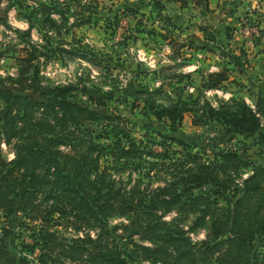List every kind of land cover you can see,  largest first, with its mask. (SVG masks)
<instances>
[{
    "label": "rangeland",
    "instance_id": "374dc122",
    "mask_svg": "<svg viewBox=\"0 0 264 264\" xmlns=\"http://www.w3.org/2000/svg\"><path fill=\"white\" fill-rule=\"evenodd\" d=\"M59 1L62 6L68 5L69 12L61 22L58 14L52 15L60 25L54 31L39 22L33 23L29 29L24 14L32 8L37 9L40 0H0L1 89L15 86V79L23 68L21 58L27 49L35 48L37 57L26 70L25 78L36 74L40 88L72 86L67 99L96 111L101 119L112 113L120 114L125 122L119 136L127 133L139 147L144 146L153 153L163 152L161 142L164 141L160 134L171 138L166 142L176 152L182 149L194 152L200 151L224 129L216 122L193 125L192 113H185L179 126L169 128L167 123L141 109L143 103L134 101L129 94L134 92L128 87L129 83L137 89L145 88L159 104L191 96L204 98L214 106L232 98L243 99L249 106H255L264 70V0ZM39 17L37 14L36 18ZM26 31L29 36L24 34ZM57 47L70 51H60ZM73 48L97 61L80 58L79 54L72 53ZM214 73H221L224 77L211 87L207 81L210 80L209 74ZM123 89L127 91L123 92ZM98 90L112 92L105 105L91 104L88 99L90 92ZM14 93L30 96L34 102L43 100L32 90ZM6 109L17 116L13 125L16 128H21L29 120L35 122L43 118L41 110L31 106L30 102L14 100L0 93V114ZM102 123L99 120L96 124L77 128L68 124L65 131L71 133L74 142L60 141L57 149L62 153L71 152L73 143H76L74 134L83 129L98 132ZM261 127L264 128V120ZM53 131L57 134L64 132H57L56 127ZM53 131L44 134L52 136ZM30 134L27 129L20 133L19 139L12 138L9 143L0 138V157L10 165L16 157V148L31 140ZM256 138L255 133H236L231 144L234 148L244 149L247 160L261 166L264 165V143L255 142ZM210 149L207 147L208 158L212 157ZM156 158L155 155H146L147 166H152L151 162H156ZM99 162L102 169L104 161ZM137 162L140 164V159ZM62 167L63 180L51 184L47 180L54 178L55 164L46 163V156L34 160L28 172L36 171L37 180L44 179L47 184L36 180L30 184L20 176L14 194L27 190L20 206L35 204L48 212L53 204L58 203L70 210L71 207H67L69 202L77 200L72 187L80 180V175L73 168ZM139 170L140 167L129 164L122 170L113 169L110 175L116 182L123 181L127 187L135 184L140 188L148 185L149 180L141 176ZM19 172L23 173L24 168ZM239 172L245 178L250 170L241 167ZM232 175L234 182L240 185L241 179L233 172ZM86 178L94 180L95 171ZM163 182L159 178L152 180L153 187L163 185ZM213 192L210 185H200L184 196L180 205L166 207V211L146 199L148 205L144 209L139 207L136 214L107 217L87 214L77 218L72 210L66 216L52 211L47 221L42 222L41 218L32 217L30 209H20L11 215L0 211V228L9 230L5 249L16 258H26L34 264H101L89 253H96L93 244L98 241L102 246L121 248L120 258L124 264H166L171 254H176L171 236L186 239L195 246H201L206 240L213 215L226 207L230 200L227 193L215 195ZM197 195L202 200L196 203ZM207 200L212 203L207 205ZM184 202L188 206L181 209ZM130 242L147 249L134 248ZM262 246L264 237L256 241L254 248L259 250ZM68 253L73 257H67ZM4 262L0 255V264Z\"/></svg>",
    "mask_w": 264,
    "mask_h": 264
},
{
    "label": "trees",
    "instance_id": "16d2710c",
    "mask_svg": "<svg viewBox=\"0 0 264 264\" xmlns=\"http://www.w3.org/2000/svg\"><path fill=\"white\" fill-rule=\"evenodd\" d=\"M37 7L24 14L29 23V29L32 28L33 23L39 22L46 29L57 31L60 25L52 15L58 14L61 22L65 20V13L69 12L68 5L62 6L59 0H40ZM162 10L163 8L160 11ZM37 14H40L39 18H36ZM165 18L170 19L168 16ZM24 34L29 36V31ZM57 48L60 51H70V49ZM71 51L79 54L82 59L97 61L94 57L88 58L77 48ZM36 55L35 48L27 49L25 56L20 60L23 68L18 79H15V86L0 88V93L14 100L28 101L31 106L41 110L43 114L40 120L24 122L21 128L13 126L17 116H13L10 110L6 109L0 114V138H3L4 142L9 143L12 138L19 139L20 133L27 129L31 132L29 135L31 140L22 144V147L20 145L16 148V157L10 165L0 157V211L11 215L20 209L23 211L30 209L33 213L32 217L41 218L42 222L47 221L52 211L66 216L72 210L77 218L85 217L87 214L91 217L98 214L104 217L136 214L139 207L144 209L148 205L147 200L153 206H160L166 211V207L174 204L180 205L181 199L191 194L200 185H210L214 189L213 194H228L230 197L228 205L213 215L207 238L201 246H195L186 239L171 236V241L175 242L176 254H171L166 264H207L210 261L214 264H264V246L259 250L254 248L256 241L264 237V165L255 166L247 160L244 149L236 147L235 149L231 144L236 133H255L257 135L255 142L264 143V128L261 127L262 120H264V70L262 71L263 80L260 81L259 91L255 96L254 107L249 106L240 98H232L228 102H220L214 106L204 98L191 96L184 99L179 98L169 104H159L155 102L153 94L148 93L145 88L137 89L129 83L128 87L134 90V92L129 91V94L134 97V101L143 103L141 109L158 121L167 123L169 128L179 126L185 113H192L191 123L193 125L201 126L208 122H216L224 129L216 138H212L210 143L204 144L200 151L194 152L183 149L176 152L166 142L171 138L160 134L159 136L164 141L161 142L163 152L153 153L144 146L139 147L127 133L119 136L125 122V118L120 114L112 113L109 116H102L101 119L96 111L67 99L66 95L72 86L40 88L36 74L25 78L24 74L35 61ZM102 67L106 68V66ZM222 76L221 73L209 74L210 80L207 82L214 87L220 82ZM26 90L39 93L43 100L34 102L30 96H20L14 93V91L24 92ZM126 91L123 89V92ZM111 94V91L98 90V92H90L88 99L91 104L105 105ZM144 94H148L147 97H144ZM99 120L103 122L100 131L83 129L73 135L76 143L75 145L73 143L71 152L62 153L57 149L60 141H73L70 138L71 133L65 131L68 124L77 128L96 124ZM55 127L57 132L64 131V134L55 133L53 131ZM45 131H53L52 136L45 135ZM113 136L114 139H112ZM207 147L212 148L210 149L212 150L211 158L207 156ZM146 155L157 157V161L151 162L150 167L147 166ZM44 156H46V163L55 164L56 171L52 172L54 178L47 180L51 184H57L59 180H63L62 166L73 168L74 172L80 175V180L72 187V190L75 189L77 200L69 202L67 207H71L70 210H66V206H60L58 203L53 204V208L48 212L41 210L40 206L35 204L20 206L24 203L27 190L14 194V188L20 176H24L30 184L34 180L47 184L44 179L37 180L36 171L28 172L32 162L41 160ZM138 159H140V164L137 162ZM100 160L104 161L102 169L99 168ZM129 164L140 167V175L148 178V185L144 184L138 188L137 185L131 184L127 187L123 181L116 182L111 178L110 174L113 169L122 170ZM241 167H247L250 170L245 178H242L239 172ZM23 168L24 172H19ZM162 170H167V172H162ZM93 171L96 173V178L94 180L86 178ZM232 172L241 179L240 185L234 182ZM156 178L162 179L163 185L153 187L152 180ZM201 200V196L197 195L196 203ZM210 203L212 201L207 200V205ZM187 206L188 204L184 202L181 209ZM0 231V255L5 259L2 264H34L26 258H16L8 252L5 249L7 246L5 238L9 230L2 227ZM130 243L134 248L144 251L147 249L133 242ZM93 248L96 253H89L95 261H100L101 264H124V260L120 258L121 248L102 246L99 241L93 244ZM66 256L73 257L69 253Z\"/></svg>",
    "mask_w": 264,
    "mask_h": 264
}]
</instances>
